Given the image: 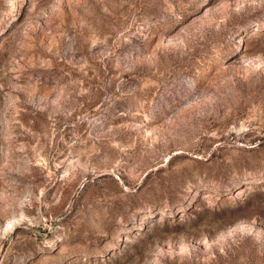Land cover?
<instances>
[{
	"label": "rangeland",
	"instance_id": "374dc122",
	"mask_svg": "<svg viewBox=\"0 0 264 264\" xmlns=\"http://www.w3.org/2000/svg\"><path fill=\"white\" fill-rule=\"evenodd\" d=\"M0 264H264V0H0Z\"/></svg>",
	"mask_w": 264,
	"mask_h": 264
}]
</instances>
